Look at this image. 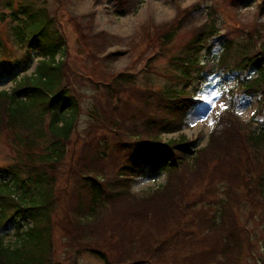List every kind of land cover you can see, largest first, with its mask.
<instances>
[{"label":"trees","instance_id":"16d2710c","mask_svg":"<svg viewBox=\"0 0 264 264\" xmlns=\"http://www.w3.org/2000/svg\"><path fill=\"white\" fill-rule=\"evenodd\" d=\"M5 8L12 9V2H7ZM194 10L199 11L198 5ZM47 14L45 7L36 8L33 3L12 10V38L23 51L18 60L0 63V79H11L13 84L10 93H0V122L15 130L12 146L16 149H11L17 160L0 171L8 177L7 182H0V264H43L49 255L50 215L55 208L50 168L61 162L64 144L79 114L77 93L63 84L68 74L61 61L65 39L56 16ZM207 18L204 25L191 32L179 55L170 59L168 78L182 83L179 87H165L157 92L150 87L138 88L134 76L127 73L117 74L110 86L104 85L107 91L126 86L143 96L135 98L146 116H130L135 130L128 137L120 135L117 126L110 127L113 119L94 116L92 120L104 131L119 135L117 142L102 148L118 155L119 161L106 172V165L97 167L103 162L102 156L96 158L92 151L83 153L86 164L79 171L81 188L77 192V206L72 210L68 239L77 256L86 251L102 264L163 263L174 258L177 247L188 251L203 247L205 253L202 249L200 253L188 254L186 259L198 260V264H236L243 254L240 231L250 237L241 230L239 222L247 225L252 220L260 221L264 232V40L255 32L246 40L226 39L218 33L216 12L210 9ZM181 20L179 17V21L158 30L153 41L160 46L169 44L178 33ZM216 40L221 46L219 53H214ZM5 51V42L0 38V60ZM34 58L39 61L33 74L19 77L31 67ZM150 63L149 58L142 71L146 85L152 74H146L150 72ZM251 68L255 69V77L244 80V73ZM233 71H239L243 77L238 86L229 90L232 103L235 104L236 97L259 94L257 115L261 121L253 118L244 123L232 111L221 114L206 146L197 149L201 137L190 140L180 134L187 113L196 105L193 99L205 86L206 75L222 73L225 81ZM117 99L111 94L109 103ZM118 129L124 134L129 126ZM176 133L180 135L175 139H161L162 135ZM142 165L153 173L164 172L166 180L156 191L137 196L130 192L129 182ZM203 180L209 185L205 191L217 198L214 212L208 210L210 204L205 202L197 210L196 197L191 196L194 186H205ZM241 187L245 190L242 197ZM169 213L171 221H176L175 227L170 225L168 235L154 242L157 249L152 254L155 238L152 236L151 244L149 228L143 227L146 231L141 234V224L152 225ZM14 222L16 245L12 248L3 244L2 232ZM29 223L31 226H27ZM193 226L205 232L204 238L195 241L188 236ZM107 229L111 234L101 240ZM251 236L256 237L253 232ZM208 238L212 245L207 243ZM109 240L118 242L107 244ZM260 249L264 255L262 241ZM199 255L202 256L198 259ZM259 261L264 264L262 257Z\"/></svg>","mask_w":264,"mask_h":264},{"label":"rangeland","instance_id":"374dc122","mask_svg":"<svg viewBox=\"0 0 264 264\" xmlns=\"http://www.w3.org/2000/svg\"><path fill=\"white\" fill-rule=\"evenodd\" d=\"M7 2H12V9L5 8ZM27 3H33L36 8L45 7L47 15L56 16V23L65 39L61 61L68 74L63 84L76 92L79 100V114L69 140L64 144V156L59 164L50 168L54 178L55 208L50 215L51 251L43 264H102L86 251H81L77 256L68 241L69 222L72 223V210L77 206L76 200L79 198L77 192L81 188L79 171L85 163L83 153L92 151L96 158L99 155L102 156L103 162L97 167L101 169L106 165L105 168H108L106 172H109V169L119 161L118 155L112 152L107 153L102 149L108 143L117 142L119 135L116 132L104 131L92 120L94 116L98 119L106 117L111 121L113 119L110 127L117 126L121 129L124 125L129 126V131L125 129L124 134L116 127L120 135L128 137L135 130V126L133 127L130 123V116L137 114L142 119L146 116V111H140L137 102V99H142L143 96L126 86L107 91L104 85L110 86L112 78L117 74L127 73L134 76L135 87L138 88L150 90V87L152 91L157 92L165 87H179L182 83L168 78L171 71L170 59L179 55L183 45L190 39L191 32L206 23L208 11L212 9L216 12L218 33L224 38L246 40L255 32L257 37L260 36L261 40H264V0H0V38L6 45L5 55L0 63L18 60L22 54L23 50L12 38V27L15 22L11 20V16H13L12 10L15 11ZM195 5H198L199 11L194 10ZM3 15L4 19H1ZM179 17L182 20L177 26L178 33L169 44L160 46L158 42L153 41L158 30L165 29L173 21H179ZM214 45L216 46L214 53H219L221 46L217 40ZM256 48L259 47L256 46ZM149 58L151 63L147 68L150 72L146 74H152L148 80L149 84L146 85L142 71L144 62ZM38 61V58H34L31 68L19 77L22 79L29 77L35 71ZM255 75V69L251 68L244 73V80L246 77H255ZM243 76L239 71H233L224 81L222 73L206 75L205 86L193 99L197 104L187 113L185 127L180 132L190 140L201 137L197 149L206 146L208 136L221 114L233 112L240 122L244 123H248L253 118L261 121V117L257 115L259 94L242 95L236 97L235 104L232 103L233 98L229 90L238 86ZM12 85L8 79H1L0 92L10 93ZM111 94L118 98L117 101L113 100L109 103ZM119 120H122L121 124ZM47 122L46 115L43 121L45 126ZM14 131V128L12 130L3 127L0 122V171L14 165L17 161L16 154L11 149H16L12 146ZM180 134L162 135L161 139L166 142L177 138ZM214 164L215 161L209 166ZM135 174L129 185L130 192L137 196H145L156 191L164 185L166 180L164 172L153 173L145 165L136 170ZM7 180V175L0 173V182H7ZM203 186H194L191 190V196L196 197L194 199L196 209H201L202 202H205L210 204L208 210L214 212V202L217 198L205 191L209 187L207 183L205 184V180H203ZM243 193L245 194V190L242 187L239 188L241 197ZM202 197L208 201H200ZM171 220L172 214L169 213L164 220H154L152 225L141 224L142 228H149L150 243V239L153 240L152 236L155 238L154 243L168 235L171 229L169 226L175 227L176 224L175 220ZM27 226H31V223ZM261 226L263 225L260 221L252 220L247 225L239 222L241 230L250 237H246L240 231L243 254L236 264H262L259 261L260 257L264 259L260 249V241L264 242ZM16 227L15 222L11 223L2 232L5 234L3 241L5 246L15 247ZM22 230H25L24 224H22ZM144 231L146 230L143 228L141 234ZM109 232L111 231L107 229L100 239L102 240V237L106 235L109 236L111 234ZM252 232L255 238L251 236ZM188 233H190L188 236L195 241L201 240L205 235V232L197 226L189 228ZM117 242L109 240L107 244L116 245ZM207 243L213 244L211 240ZM152 246L154 247L152 254H154L157 245L154 243ZM195 248L188 251V249L177 247L173 259L163 263L153 261L146 264H198V260L195 262L194 259H186L188 254L200 253L203 249L198 247L195 251ZM202 252L205 253L206 250L203 249ZM201 256L199 255L198 259Z\"/></svg>","mask_w":264,"mask_h":264}]
</instances>
